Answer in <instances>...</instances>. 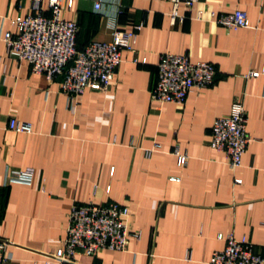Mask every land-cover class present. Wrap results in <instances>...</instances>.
Masks as SVG:
<instances>
[{
    "label": "crops",
    "instance_id": "0c3cea01",
    "mask_svg": "<svg viewBox=\"0 0 264 264\" xmlns=\"http://www.w3.org/2000/svg\"><path fill=\"white\" fill-rule=\"evenodd\" d=\"M74 0L62 17L78 24L77 46L111 42L115 29L143 25L135 52L124 51L114 81L70 102L62 78L48 81L0 41V239L5 264H210L226 239L246 237L264 257V0ZM48 12V1L43 0ZM33 0H0V34L32 12ZM245 11L236 31L217 17ZM165 54L215 66L214 83L177 105L153 98ZM241 104L250 144L237 170L210 145L214 121ZM33 133L11 131L9 121ZM161 148L156 149L155 146ZM152 150L149 156L148 151ZM176 151L188 157L179 166ZM32 169V183L4 185L6 170ZM240 179L241 184L236 180ZM130 209L125 252L60 261L74 205Z\"/></svg>",
    "mask_w": 264,
    "mask_h": 264
},
{
    "label": "built area",
    "instance_id": "2783aa9c",
    "mask_svg": "<svg viewBox=\"0 0 264 264\" xmlns=\"http://www.w3.org/2000/svg\"><path fill=\"white\" fill-rule=\"evenodd\" d=\"M48 12L43 0H33L32 12L12 21L16 33L0 34L7 51L18 60L26 62L31 72L42 75L48 81L62 78L61 91L70 102L76 101L87 90H105L114 81L117 69L122 63L124 51L135 52L139 32L143 25L131 30L115 29L111 42H92L84 50L77 46L79 27L74 21L62 17L65 8L71 9L74 0H47ZM173 5L172 22L178 17L181 4L191 9L198 0H169ZM101 9V0L95 5ZM217 22L228 30H239L249 26L245 11L236 10L217 17ZM217 71L214 65L206 62L193 63L188 55L165 54L158 64V82L153 90V98L161 103L183 104L189 93L195 89H205L214 83ZM262 72H253L259 77ZM247 115L241 104L233 106L231 114L217 118L211 130L210 145L223 152L230 167H241L243 157L250 144L247 133ZM11 131L30 135V123L11 119ZM161 148L160 145L155 146ZM148 151V155L152 154ZM179 166H185L188 157L176 151ZM32 169L12 170L5 173L4 185L11 183L31 184ZM241 184L240 179L236 180ZM130 209L117 203L101 206L89 204L74 205L69 217L63 249L58 253L60 261H74L78 252L94 257L102 252H125L130 240H139L140 233H131L129 228ZM10 243L0 239V264H5L10 256ZM49 264V263H48ZM210 264H264V257L254 252V245L246 238L236 239L230 235L226 247L215 252Z\"/></svg>",
    "mask_w": 264,
    "mask_h": 264
}]
</instances>
